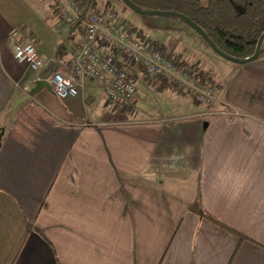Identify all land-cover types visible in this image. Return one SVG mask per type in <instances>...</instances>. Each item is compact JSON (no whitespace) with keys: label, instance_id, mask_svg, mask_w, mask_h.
I'll list each match as a JSON object with an SVG mask.
<instances>
[{"label":"crops","instance_id":"1","mask_svg":"<svg viewBox=\"0 0 264 264\" xmlns=\"http://www.w3.org/2000/svg\"><path fill=\"white\" fill-rule=\"evenodd\" d=\"M55 11L0 0V264H264V55L214 73L189 61L218 88L208 107L142 76L127 106L85 80L10 111L68 72L81 32ZM30 41L37 73L13 57Z\"/></svg>","mask_w":264,"mask_h":264},{"label":"built area","instance_id":"2","mask_svg":"<svg viewBox=\"0 0 264 264\" xmlns=\"http://www.w3.org/2000/svg\"><path fill=\"white\" fill-rule=\"evenodd\" d=\"M47 1L57 9L65 25L82 31L66 63L68 72L58 68L45 78L56 98L77 97L85 80H98L108 102L127 106L135 101L140 75L146 80L169 81L171 87L184 91L199 105L208 107L217 101L216 86L184 70L179 59L176 61L154 43L141 39L130 27L107 18L103 10L85 11L87 0ZM13 57L33 73L42 67L31 41L17 45Z\"/></svg>","mask_w":264,"mask_h":264},{"label":"trees","instance_id":"3","mask_svg":"<svg viewBox=\"0 0 264 264\" xmlns=\"http://www.w3.org/2000/svg\"><path fill=\"white\" fill-rule=\"evenodd\" d=\"M128 1L142 11L172 12L181 15L200 27L222 54L236 59L251 57L259 38L264 33V0ZM96 9L95 0H87L85 11L93 12ZM175 19L184 22L180 18ZM70 28L82 32L78 27ZM130 28L133 32H137L141 39H144L140 31L134 27ZM198 37L202 44L208 46L200 35ZM263 54L264 40L258 57Z\"/></svg>","mask_w":264,"mask_h":264},{"label":"rangeland","instance_id":"4","mask_svg":"<svg viewBox=\"0 0 264 264\" xmlns=\"http://www.w3.org/2000/svg\"><path fill=\"white\" fill-rule=\"evenodd\" d=\"M95 3L97 11L103 10L107 18L121 22L125 26L136 28V30L140 31L144 36V39L154 43L155 46L175 58L176 61L179 59L181 62L180 66L184 70L197 73L199 77L205 79L206 84L214 87L216 86L214 82L211 81L209 75L200 69V67L197 66L198 64H194L199 62L210 68L213 73L216 72L214 70L221 71L222 69L223 71L224 67L221 65H236L216 54L210 47L202 44L194 30L181 20L151 14H139L123 4L120 0H95ZM55 10V12H57V9ZM189 61H192L194 64ZM141 78L142 77L138 75V84L140 80H142ZM159 80L167 84L170 89L176 93L187 95L184 91L171 87L169 81L164 79ZM139 90L143 91L142 88H139ZM154 97L155 96L152 94L148 97L147 101L149 104L156 106L157 103H155ZM189 99L190 98H187L186 101H189ZM194 103L197 104L195 100ZM166 109L167 104L164 110L166 111ZM164 110L162 114H164Z\"/></svg>","mask_w":264,"mask_h":264},{"label":"water","instance_id":"5","mask_svg":"<svg viewBox=\"0 0 264 264\" xmlns=\"http://www.w3.org/2000/svg\"><path fill=\"white\" fill-rule=\"evenodd\" d=\"M120 1L123 4H125L126 6H128L129 8H131L132 10L136 11L137 13H139V14H143V15L144 14H151V15L160 16V17H175V18L182 19L185 22V24H187L188 26H190L198 35H200L204 39V41L207 43V45L216 54H218L219 56H221L224 59H226L228 61H231L233 63H236V64H247V63H250V62L254 61L258 57V55L260 53L261 45H262V42L264 40V33L259 38V40L257 42V45H256V48H255V51H254V54L251 57L246 58V59H236V58H232V57H229V56H226V55L222 54L215 47V45L210 41V39L208 38V36L205 34V32L200 27H198L197 25H195L194 23H192L188 19L182 17L181 15H178V14H175V13H172V12H146V11L140 10L138 7H136L135 5H133L128 0H120ZM44 88L47 89V90H49V91H51V88H50L49 84L46 82L45 79H37L34 82V86L32 87V89H30L28 95H26V96L24 95V96L20 97L17 101H15L12 104V106L10 108V111H13L19 104H21L24 100H26L28 98V96H33L34 94H36L37 92H39L40 90H42ZM3 133H4V130H3V128H1L0 129V140H1L2 136H3Z\"/></svg>","mask_w":264,"mask_h":264}]
</instances>
